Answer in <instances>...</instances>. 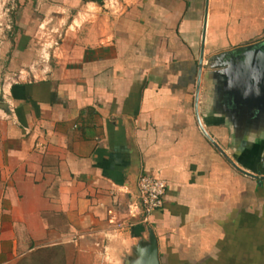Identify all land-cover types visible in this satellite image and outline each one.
I'll return each instance as SVG.
<instances>
[{
	"label": "crops",
	"instance_id": "1",
	"mask_svg": "<svg viewBox=\"0 0 264 264\" xmlns=\"http://www.w3.org/2000/svg\"><path fill=\"white\" fill-rule=\"evenodd\" d=\"M19 15L0 264L56 246L67 264H131L151 232L161 264H264V118L229 114L211 67L264 40V0H25ZM143 175L167 183L148 223Z\"/></svg>",
	"mask_w": 264,
	"mask_h": 264
},
{
	"label": "water",
	"instance_id": "2",
	"mask_svg": "<svg viewBox=\"0 0 264 264\" xmlns=\"http://www.w3.org/2000/svg\"><path fill=\"white\" fill-rule=\"evenodd\" d=\"M206 13L204 33L208 9ZM211 67L219 70L217 73L223 77L224 99L235 109L229 114L246 121L256 116L264 118V40L216 56ZM0 108L6 109L7 105L0 104ZM136 256L137 260L131 264H161L158 241L153 232L149 243L137 249Z\"/></svg>",
	"mask_w": 264,
	"mask_h": 264
},
{
	"label": "rangeland",
	"instance_id": "3",
	"mask_svg": "<svg viewBox=\"0 0 264 264\" xmlns=\"http://www.w3.org/2000/svg\"><path fill=\"white\" fill-rule=\"evenodd\" d=\"M25 0H0V87L5 85L4 70H8V57L11 54V43L16 37L17 30H14L12 24L20 18V10L24 8ZM37 16L43 17L41 11L37 12ZM43 19V18H42ZM47 20V19H46ZM45 20V21H46ZM43 21V20H42ZM49 21V19L47 20ZM41 37V35H40ZM39 37V38H40ZM110 264V260L106 262ZM119 264H124L123 260H119Z\"/></svg>",
	"mask_w": 264,
	"mask_h": 264
},
{
	"label": "built area",
	"instance_id": "4",
	"mask_svg": "<svg viewBox=\"0 0 264 264\" xmlns=\"http://www.w3.org/2000/svg\"><path fill=\"white\" fill-rule=\"evenodd\" d=\"M59 45V40L54 43L55 48H59ZM2 91L4 90L0 87V92ZM138 192L144 222L148 223L156 212L164 208L167 183L160 178L143 175L139 179ZM125 229L122 224L117 227V230L121 232Z\"/></svg>",
	"mask_w": 264,
	"mask_h": 264
},
{
	"label": "trees",
	"instance_id": "5",
	"mask_svg": "<svg viewBox=\"0 0 264 264\" xmlns=\"http://www.w3.org/2000/svg\"><path fill=\"white\" fill-rule=\"evenodd\" d=\"M18 264H67L65 250L61 246L38 249Z\"/></svg>",
	"mask_w": 264,
	"mask_h": 264
}]
</instances>
